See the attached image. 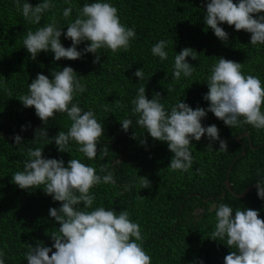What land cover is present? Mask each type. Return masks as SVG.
Returning a JSON list of instances; mask_svg holds the SVG:
<instances>
[{"label":"trees","instance_id":"16d2710c","mask_svg":"<svg viewBox=\"0 0 264 264\" xmlns=\"http://www.w3.org/2000/svg\"><path fill=\"white\" fill-rule=\"evenodd\" d=\"M28 2L35 6L42 0ZM91 2L95 0H71L73 11L65 19L62 16L68 6L65 0H53L56 7L43 14L41 24H33L23 18L14 0H0V81L12 93L9 98L0 87V250L5 253V264H27L24 253L28 245L42 241L51 247L53 241L46 232L50 234L59 227L49 216V209L58 208L60 202L54 201L43 188L23 190L11 180L13 173L23 170L27 149L37 147L43 148L46 158H63L65 166L69 159L76 158L96 168L98 175L113 174L115 184L101 183L91 189L96 197L92 207L127 210L146 236L143 246L152 264H199L201 260L203 264H224V256L232 249L210 238L216 207L227 203L233 209L252 208L264 219L263 200L256 188L237 197L224 184L227 178L231 189L241 193L248 185L264 181V129L257 130L249 124L231 128L208 112L202 124L217 125L228 150H219V141L210 142L205 134L200 141L192 140L193 167L188 172H173L168 168L173 153L166 142L153 140L136 123L131 101L138 89L145 86L149 99L155 92L161 93V103L169 111L179 100L194 109L197 106L207 109L209 102L203 95L208 92L206 82L211 66L220 57L231 59L243 64L245 74L259 76L264 82V44L252 45L250 33L236 31L234 25L226 23L220 26L229 33V39L222 42L204 22L207 0H107L118 9L121 23L135 28L136 37L130 41L128 51L112 53L101 49L100 63L96 64L93 53L77 60L55 61L49 51L31 59L23 47L28 30L35 31L55 14L66 32L78 9ZM60 39L65 47L71 46V40L64 35ZM162 39L169 41L166 60L151 52L152 46ZM87 43L78 45V50ZM185 47L197 52V59L186 58L195 70L191 77L182 74L175 80L174 57ZM64 66L73 67L78 77L83 76L81 83L86 91L77 93L73 103L84 111L93 110L103 124L104 135L98 145L100 149H108L103 159L98 151L96 158L89 160L77 151L75 141L69 142L70 153L59 152L49 138L59 131H68L71 121L67 114L56 113L44 123L36 116L34 107L25 108L18 99L28 93V85L37 73L51 79V71ZM139 68L144 72L143 79L134 75ZM115 101L124 106L117 107ZM104 105L110 112L104 110ZM126 117L133 121L127 132L120 123ZM29 124L26 131H21L22 126ZM45 130L49 138L41 136ZM134 132L136 138H132ZM15 134L22 137L18 145ZM145 138L146 144H141ZM209 143L212 147H208ZM101 165L107 167V172L99 171ZM140 176L147 177L152 186L140 189ZM128 184L132 185L131 190L125 189Z\"/></svg>","mask_w":264,"mask_h":264},{"label":"clouds","instance_id":"9594fccd","mask_svg":"<svg viewBox=\"0 0 264 264\" xmlns=\"http://www.w3.org/2000/svg\"><path fill=\"white\" fill-rule=\"evenodd\" d=\"M65 3L68 6L63 9L62 16L67 19L73 6L71 0H65ZM14 5L23 18L33 24H41L43 14L56 7L53 0H42L35 6L28 0H14ZM203 19L222 42L229 39V33L220 26L226 23L234 25L236 31L250 33L249 42L252 45L264 44V0H207ZM62 35L71 40V46L62 44ZM135 37V28L121 23L114 5L107 0H95L84 3L78 9L74 21L67 24L66 32L62 31L55 14L50 22L35 31L28 30L23 38V47L33 60L40 52H52L55 61L62 58L77 60L86 53H93V63L96 64L100 63L99 50L108 49L112 53L128 51L130 41ZM85 41L89 43L78 50L77 46ZM168 43L163 39L155 43L151 48L152 54L166 60ZM187 57L195 60L197 52L185 47L175 55L173 79L179 80L182 74L192 76L195 69ZM242 68V63L224 57L211 66L206 82L208 92L203 95V99L209 102L207 109L200 106L194 109L179 100L169 111L161 103L160 92H155L149 99L145 86L138 89L131 101L132 114L137 116L136 123L153 140L167 143L173 153L168 165L171 171L183 173L193 167L192 140L200 141L205 134L210 142L219 141V150H228L227 141L220 138L217 125L205 127L202 124L208 112L231 128L249 124L257 130L264 129V82L259 76L245 74ZM51 74L50 79L43 73H37L28 85V93L18 99L25 108L34 107L36 116L44 123L56 113L67 114L71 121L67 132L59 131L51 138L46 130L41 132V136L49 138V143L55 142L59 152L70 153L69 142L75 141L79 146L77 151L89 160H94L98 151L103 159L108 155L107 148H98L100 137L104 135L103 124L93 110L84 111L73 103L77 93L86 91L85 84L81 83L83 76L78 77L71 66L52 70ZM134 75L143 79L142 68L137 69ZM0 87L9 98L12 97L4 81H0ZM115 104L117 107L124 106L120 101H115ZM104 110L110 112L107 105H104ZM120 123L122 130L127 132L133 121L126 117ZM28 127L30 124L22 126L21 131H26ZM136 137L134 132L132 138ZM146 140H141V144H146ZM14 141L18 145L22 137L15 134ZM208 147H212L211 143ZM26 155L28 158L24 161L23 170L11 175L12 182L23 190L43 188L54 201L60 202L58 208L49 209V216L59 225L50 234L46 232L53 241L51 247L45 246L42 241L29 244L24 253L27 264H152V258L143 246L146 236L139 223L130 219L127 210L92 207L96 197L91 189L101 183L115 184L113 174L107 172L105 165H101L99 171L107 174L101 176L96 168L82 163L80 159L71 158L65 166L63 158H46L40 147L27 149ZM139 183L140 189L152 186L144 176H140ZM131 188V184L125 185L126 190ZM256 190L258 197L264 200V181L257 182ZM210 238L224 242L232 249L224 256V264H264V219L260 218L256 209H233L227 203H220L215 210L214 231ZM4 256L5 253L0 250V264H5Z\"/></svg>","mask_w":264,"mask_h":264},{"label":"water","instance_id":"95a60500","mask_svg":"<svg viewBox=\"0 0 264 264\" xmlns=\"http://www.w3.org/2000/svg\"><path fill=\"white\" fill-rule=\"evenodd\" d=\"M224 184H225V187H226V189L229 191V192H231L234 196H237V197H242V196H244L251 188H256V185H257V183H255V184H250V185H248L244 190H243V192H241V193H236V192H234L232 189H231V186H230V182H229V180L226 178L225 180H224ZM263 206H264V200H263Z\"/></svg>","mask_w":264,"mask_h":264}]
</instances>
